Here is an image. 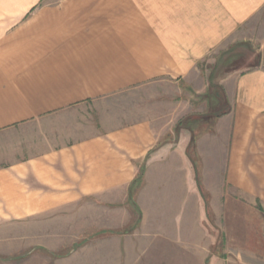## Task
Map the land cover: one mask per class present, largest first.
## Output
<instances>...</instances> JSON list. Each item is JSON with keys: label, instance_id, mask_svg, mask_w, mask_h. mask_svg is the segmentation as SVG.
Instances as JSON below:
<instances>
[{"label": "crops", "instance_id": "1", "mask_svg": "<svg viewBox=\"0 0 264 264\" xmlns=\"http://www.w3.org/2000/svg\"><path fill=\"white\" fill-rule=\"evenodd\" d=\"M263 8L264 0H0V264H58L45 255L70 237L69 223L91 228L82 225L86 206L95 207L89 221L108 207L116 222L112 207L129 201L139 228L169 223L160 240L177 247L175 218L197 232L205 206L228 209L231 187L236 205L247 194L264 204V70L223 76L229 109L200 117L197 134L181 100L199 63L217 59ZM161 80L179 100L159 130L149 118L84 127L90 103ZM212 174L221 175L220 198Z\"/></svg>", "mask_w": 264, "mask_h": 264}, {"label": "rangeland", "instance_id": "2", "mask_svg": "<svg viewBox=\"0 0 264 264\" xmlns=\"http://www.w3.org/2000/svg\"><path fill=\"white\" fill-rule=\"evenodd\" d=\"M214 56L219 57L199 63L198 74L181 94V100L189 101L192 106V114L183 117V123L187 117L195 121V125L192 122L195 134L205 128L206 123H201L200 117L220 115L229 109L221 91L223 76L232 75V82L234 76L254 69L264 70V10L236 31L230 46H224ZM176 95V87L168 80L152 81L87 105L84 127L100 130L149 118L159 130L163 122L169 123L166 119L171 117L173 104L179 100L174 98ZM168 136L171 138L172 133ZM217 178L222 180L221 175H210L209 183L214 195L220 198ZM236 194L231 187L228 209L223 210L220 204L205 206L206 218L199 217L197 232L191 229L195 224L181 220L183 214H179L171 223L177 232V247L175 244L169 247L160 240L169 223L162 227L159 223H149L147 229L139 228L129 201L112 207L118 211L117 217L112 216L116 222L104 214V208L108 207H101V221H89L95 207L86 206L89 218L82 225L91 224V228L83 230L80 222L69 223L70 237L63 238L62 246L57 242L61 239H55L53 254L47 253L45 258L58 264H264V204L247 194L245 205L238 206L232 200ZM127 209L133 211L134 218L126 214ZM143 236L146 237L142 239ZM142 246L149 252L141 253Z\"/></svg>", "mask_w": 264, "mask_h": 264}, {"label": "trees", "instance_id": "3", "mask_svg": "<svg viewBox=\"0 0 264 264\" xmlns=\"http://www.w3.org/2000/svg\"><path fill=\"white\" fill-rule=\"evenodd\" d=\"M215 116H219V115H215Z\"/></svg>", "mask_w": 264, "mask_h": 264}]
</instances>
